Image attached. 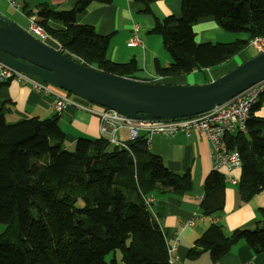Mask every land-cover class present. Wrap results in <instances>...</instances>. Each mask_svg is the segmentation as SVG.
Wrapping results in <instances>:
<instances>
[{"label":"trees","instance_id":"trees-1","mask_svg":"<svg viewBox=\"0 0 264 264\" xmlns=\"http://www.w3.org/2000/svg\"><path fill=\"white\" fill-rule=\"evenodd\" d=\"M21 1L23 14L37 17L44 33L58 43L61 55L76 63L81 59L83 66L106 74L136 80L139 69L134 60L125 64L108 60L109 36L77 23V15L91 3L106 5L112 0H78L69 10L41 4L35 11L27 10ZM133 1L149 12L157 0ZM204 19L245 38L197 43L193 27ZM50 20L61 22L63 29L51 28ZM151 32L159 36L171 60L167 67L155 64L156 76L213 69L245 51L249 40L264 36V0H180L179 16L156 21ZM255 109L256 104L246 134L229 135L225 140L239 155L236 187L242 204L264 191L263 121L253 116ZM126 146L111 145L104 138L78 139L74 151H69L55 118L7 124L0 102V225L4 227L0 264H117L116 251L122 264H169L164 234L145 200L155 194L189 192L190 176L169 171L149 152L144 136ZM162 183H170L171 188L162 190ZM224 189L222 171L210 172L199 206L204 217L222 213ZM240 242L255 254L264 253V221L230 235L221 226L210 224L195 240L188 257L208 253L215 262Z\"/></svg>","mask_w":264,"mask_h":264},{"label":"crops","instance_id":"crops-1","mask_svg":"<svg viewBox=\"0 0 264 264\" xmlns=\"http://www.w3.org/2000/svg\"><path fill=\"white\" fill-rule=\"evenodd\" d=\"M23 1L29 11H35V8L41 4L69 10L78 2V0ZM10 2L18 3L20 10L13 8ZM21 4V0H0V15L29 33L28 17L23 14ZM143 9L144 5L133 0H112L106 5L93 2L76 17L77 23L92 26L98 34L109 36L108 60L117 64H125L131 60L136 62L139 69L138 74L135 75L136 81L150 80L147 83L176 86L201 85L220 78L257 53L249 47L250 50L246 48L232 61L213 69L194 71L189 75L158 77L154 74L155 64L167 67L171 60L159 36L151 31L156 21L168 16H179L180 0H157L150 5L149 12H144ZM134 25L137 26V36L141 43L138 46L128 47L127 43L132 36ZM49 26L56 30L63 29L61 22L55 20H50ZM193 30L197 43H229L236 40L235 36L224 32L212 19L198 21ZM36 39L41 42L47 39V42H43L45 45L53 50L59 49L58 43L45 33L43 37ZM52 91L53 93L46 95L36 93L29 86L21 85L14 79L1 82L0 102L3 103L6 123L14 124L30 118L39 120L55 118L58 127L65 134L67 150L72 148L78 139L93 141L101 138L97 108L76 97H69L60 90ZM57 96L64 97L68 101L59 112L54 107ZM253 116L263 121L261 135L264 138V82ZM143 135L140 133V136ZM114 137L124 144L129 142L128 131L124 128L118 129ZM150 138L147 145L149 152L158 156L169 171L189 174L192 182V189L179 196H174L169 191V193L150 196L151 210L159 229L164 234L166 244L168 248L175 246L173 257L177 264H264V253L255 254L242 242L234 245L227 254L215 262L211 261L208 253H202L192 259L188 257L195 240L210 224L221 226L223 233L230 235L238 229H253L259 222H263L264 191L255 195L248 203L242 204L236 187L239 169L228 174L223 170L225 176L223 211L217 216L204 217L199 208L203 199V183L207 175L212 172L208 141L194 131L188 137L178 134L172 138L161 135ZM231 179L236 183L232 184ZM170 188V183L161 184L162 190ZM3 229L4 227L0 226V233ZM116 260L117 264H122L119 258Z\"/></svg>","mask_w":264,"mask_h":264},{"label":"water","instance_id":"water-1","mask_svg":"<svg viewBox=\"0 0 264 264\" xmlns=\"http://www.w3.org/2000/svg\"><path fill=\"white\" fill-rule=\"evenodd\" d=\"M0 63L88 104L133 120H177L212 110L264 82V53L201 85H160L76 63L0 15Z\"/></svg>","mask_w":264,"mask_h":264},{"label":"built area","instance_id":"built-area-1","mask_svg":"<svg viewBox=\"0 0 264 264\" xmlns=\"http://www.w3.org/2000/svg\"><path fill=\"white\" fill-rule=\"evenodd\" d=\"M10 3L13 8L20 10L18 3ZM28 24L29 33L32 36L36 38L43 37L44 31L35 15L28 17ZM140 43L137 36V26L134 25L132 36L127 46L134 47L140 45ZM248 47L255 50L258 54L264 53V36L249 40ZM78 64L82 65L83 61L78 59ZM13 79L21 85L29 86L36 93L46 95L53 93L52 90H54L49 85L0 63V83ZM262 90L263 82H258L208 112L177 120H133L113 110L98 109L99 134L101 138L106 139L109 143L127 149L126 144L117 141L114 137V133L118 129L124 128L128 131L129 141L136 140L140 133H143L146 145L149 144L150 137L154 135L172 138L181 134L188 137L191 132H198L209 143L211 170H224L228 174L240 168V159L235 150H231L226 146L225 138L234 134H246L250 111L257 103ZM67 103L66 98L57 96L54 101V107L59 112ZM233 179H231V182L235 184L236 181ZM145 203L151 204V199L147 198ZM174 251L175 246L168 248L169 264H177L176 259L173 257Z\"/></svg>","mask_w":264,"mask_h":264},{"label":"rangeland","instance_id":"rangeland-1","mask_svg":"<svg viewBox=\"0 0 264 264\" xmlns=\"http://www.w3.org/2000/svg\"><path fill=\"white\" fill-rule=\"evenodd\" d=\"M229 34H232V33H229ZM232 36H235L236 39H237V38H241V39H242V38L244 37V34H243V35H242V34H241V35H239V34H232ZM239 36H241V37H239ZM35 38H36V37H35ZM42 41H43V42H47V39H43ZM247 50H250V48H249L248 46H247ZM257 54H258V53L254 54L252 57H254V56L257 55ZM252 57H250V58H252ZM250 58H249V59H250ZM243 62H244V61H243ZM162 85H163V84H162ZM67 95H68L69 97H72V98L74 97V96L69 95V94H67ZM68 149H69V151H74V145H73L72 148H68ZM0 226H1V225H0ZM119 257H120V253H119V251H116V252H115V258L118 259ZM107 259H108V258H107Z\"/></svg>","mask_w":264,"mask_h":264}]
</instances>
